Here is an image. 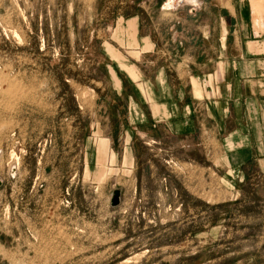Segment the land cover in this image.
Instances as JSON below:
<instances>
[{"label":"rangeland","instance_id":"rangeland-1","mask_svg":"<svg viewBox=\"0 0 264 264\" xmlns=\"http://www.w3.org/2000/svg\"><path fill=\"white\" fill-rule=\"evenodd\" d=\"M164 2L0 0V264H264V155L233 166L205 129L121 131L123 73L224 28L216 4L200 22ZM136 15L158 51L137 48Z\"/></svg>","mask_w":264,"mask_h":264},{"label":"crops","instance_id":"crops-1","mask_svg":"<svg viewBox=\"0 0 264 264\" xmlns=\"http://www.w3.org/2000/svg\"><path fill=\"white\" fill-rule=\"evenodd\" d=\"M206 4L219 6L223 30L199 25L191 34L185 29L182 36L194 37L193 54L185 53L176 65L157 59L134 63V76L123 73L122 81L132 84V108L121 131L130 133L129 140L134 132H155L184 145L205 129L239 166L264 155V0L186 1L190 10L183 17L202 22L197 6ZM140 25L136 15L137 48L158 51L155 33ZM202 40L207 56L198 52ZM147 41L151 45L143 49Z\"/></svg>","mask_w":264,"mask_h":264},{"label":"water","instance_id":"water-1","mask_svg":"<svg viewBox=\"0 0 264 264\" xmlns=\"http://www.w3.org/2000/svg\"><path fill=\"white\" fill-rule=\"evenodd\" d=\"M186 2V0H177V4L175 5V7L181 3ZM120 193H121V189L120 188H115L112 191V195L110 198V203L111 205H117L120 201Z\"/></svg>","mask_w":264,"mask_h":264},{"label":"bare ground","instance_id":"bare-ground-1","mask_svg":"<svg viewBox=\"0 0 264 264\" xmlns=\"http://www.w3.org/2000/svg\"><path fill=\"white\" fill-rule=\"evenodd\" d=\"M186 1H189V2H194L195 0H186ZM198 3V2H196ZM177 4V0H168L166 5L164 7L166 8H170V7H175V5ZM194 4V3H193ZM194 6V5H193ZM168 10V9H167Z\"/></svg>","mask_w":264,"mask_h":264}]
</instances>
